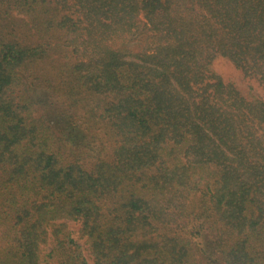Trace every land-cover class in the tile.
I'll list each match as a JSON object with an SVG mask.
<instances>
[{
  "label": "trees",
  "instance_id": "1",
  "mask_svg": "<svg viewBox=\"0 0 264 264\" xmlns=\"http://www.w3.org/2000/svg\"><path fill=\"white\" fill-rule=\"evenodd\" d=\"M256 83L264 0H0V264H264Z\"/></svg>",
  "mask_w": 264,
  "mask_h": 264
},
{
  "label": "rangeland",
  "instance_id": "2",
  "mask_svg": "<svg viewBox=\"0 0 264 264\" xmlns=\"http://www.w3.org/2000/svg\"><path fill=\"white\" fill-rule=\"evenodd\" d=\"M118 41H123L124 39H119ZM133 42V46H135L136 42ZM215 67L219 72H221L226 78L233 79L236 81L242 88L248 87V81L243 79L241 72L237 67L227 58H218L215 61ZM256 92L264 97V89L256 83ZM70 227L74 231L75 237L79 240L80 243L85 244V239L80 234V223L78 221L71 220ZM90 257V256H89ZM90 261L91 257H90Z\"/></svg>",
  "mask_w": 264,
  "mask_h": 264
}]
</instances>
